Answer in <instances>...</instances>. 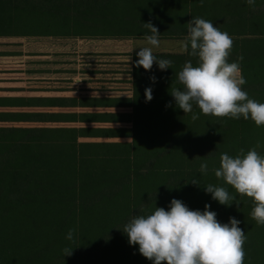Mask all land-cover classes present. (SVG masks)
Instances as JSON below:
<instances>
[{
	"label": "trees",
	"instance_id": "trees-1",
	"mask_svg": "<svg viewBox=\"0 0 264 264\" xmlns=\"http://www.w3.org/2000/svg\"><path fill=\"white\" fill-rule=\"evenodd\" d=\"M192 17L211 20L213 26L230 35L233 44L227 60L232 62L242 57L238 61L246 80L242 90L249 98L264 102V0H256L255 7L244 0H204L203 4L199 0H0V35L147 36L151 35L147 25L150 23L159 32L158 36H181L186 40ZM75 27L95 30L77 32L73 30ZM153 54L157 59L171 61L170 67L160 70L153 62L151 69L145 70L137 65L133 72L134 97L139 94L138 89L144 95L145 88L150 87L149 101L171 103L173 107L141 111L132 106L128 120L132 130L128 134L132 138V156L119 158L123 162L117 164L129 166L131 170L103 172L109 176H127V179H112L116 183L107 186V180L102 179H78L80 182L76 184L74 171H0V264H151L135 244H128L122 229L134 215L150 214L156 206L167 210L171 198L180 199L189 209L203 210L207 204L220 222H227L230 216L240 220L238 226L246 237L244 264H264V225H257L250 216L254 207L252 198L237 194L213 172L219 167L222 153L235 157L240 149L247 152L255 148L264 156V125L258 127L251 119L205 115L195 103L192 112L198 115L192 119L191 112L183 113L175 106L170 92L173 88H183L176 74L185 61L196 65L198 58L188 55L187 51ZM135 58L136 54L134 62ZM36 115L48 118H22ZM75 116L73 111H0V121L74 122ZM144 119L150 123L144 124ZM168 120L169 125H164ZM80 129L85 131L81 136H125L118 131L128 128ZM77 134L73 126L26 130L0 126V136L73 137ZM258 141L260 147H257ZM44 144L50 147L40 148ZM107 144L111 143L103 145ZM86 145L94 143L80 146ZM21 146L17 149L73 151L75 148L73 142ZM75 160L74 156H49L18 157L10 161H24L12 165L45 167L75 166ZM201 161H207L206 173L199 171ZM193 179L199 186L191 182ZM208 184L225 187L235 202L227 206L218 203L210 193L204 192L203 186ZM69 230H72V239L66 238ZM68 249L70 254H65Z\"/></svg>",
	"mask_w": 264,
	"mask_h": 264
},
{
	"label": "clouds",
	"instance_id": "clouds-1",
	"mask_svg": "<svg viewBox=\"0 0 264 264\" xmlns=\"http://www.w3.org/2000/svg\"><path fill=\"white\" fill-rule=\"evenodd\" d=\"M199 2L203 4L204 0ZM244 2L252 7L256 5V0ZM147 25L151 35L145 39L152 47H139L134 63L145 70L151 69L153 62L160 70L169 68L171 61L157 59L153 54L152 48L159 46V32L150 23ZM187 32L181 49L196 56L198 63L193 65L190 60L185 61L176 74L183 88H173L170 92L175 106L183 113L191 112L192 119L198 115L192 112L195 103L205 115L251 119L258 127L264 125V102L249 98L241 88L246 83L238 63L242 57L237 61L227 60L233 44L230 35L213 26L211 20L201 17L191 18ZM144 95L146 101L151 99L150 87L145 88ZM257 147H260L259 141ZM207 170V161H201L200 173ZM213 172L237 194L252 198L254 207L250 216L257 225H264V156L255 148L247 152L240 149L235 157L222 153L219 167ZM191 182L199 186L196 180ZM203 190L225 206L235 202L234 196L223 186L208 184ZM239 224L240 220L231 216L227 222L218 221L215 211L209 210L207 204L203 210L189 209L180 199L171 198L167 210L156 206L150 214L134 215L122 232L128 244H135L137 251L151 264H244L246 237ZM66 238L72 239V230ZM70 250L65 254H70Z\"/></svg>",
	"mask_w": 264,
	"mask_h": 264
},
{
	"label": "rangeland",
	"instance_id": "rangeland-1",
	"mask_svg": "<svg viewBox=\"0 0 264 264\" xmlns=\"http://www.w3.org/2000/svg\"><path fill=\"white\" fill-rule=\"evenodd\" d=\"M73 30L77 32H83V30L94 31L95 28H82L75 27ZM133 39H138L147 47H152L147 44L146 36H129ZM120 39L127 37H103L93 35H70V36H55V35H0V96H13L8 101L9 104H13L11 107L0 108V110H8L12 112H76L74 122H52V121H17V122H0V126L3 127H15V128H40L45 126H75L76 128H128L123 131H118L125 136H113V137H76L56 139V138H29V137H16V138H0V142L4 145L2 147H8V142H51V141H73L75 142H111L110 145H103V143H94V145H86L87 148L104 149L108 148L112 151L101 152H82L76 153V166H20L12 165L21 163L24 161H10L15 156H29V155H42V156H55L64 155L61 157H69V153H56V152H43V153H25L18 152L17 154L1 153L0 152V171H74L76 184H79L78 179L84 181L91 180H107L106 185H110L114 182L112 179H127V176H109L103 172H125L130 171L129 166H118L117 164L123 162L120 161L124 157L132 156L130 149L132 148V138L128 135L131 134V124L128 121L132 114V106H135L141 111L165 110L169 107H173L171 103L154 104L149 100H145V96L141 94L140 89L134 97V54L130 59L129 76L124 81L130 84L119 83L117 80L109 79L106 83L99 82L106 79L98 78L99 83H93V88L96 91L92 95L104 96L97 98H86L81 100V104H125L124 98H121L119 91H125L129 89L132 96L128 104L129 107L109 106V107H90L80 108L76 106L71 97L72 94L80 95L81 92H73V89L77 90L78 84L71 83L73 78L74 68H77L72 64L79 59L86 60L88 58L89 43L103 40V39ZM159 46L153 47L155 52H174L179 49L185 38L181 37H167L158 36ZM113 42V41H111ZM113 46V45H111ZM112 48V47H111ZM116 48V47H114ZM108 55V54H107ZM114 55V54H112ZM77 59V60H76ZM136 59V58H135ZM83 67V66H82ZM99 68V67H98ZM79 70V69H77ZM76 76V75H75ZM103 76V75H99ZM115 75H108L112 77ZM78 78V77H77ZM112 82V83H109ZM112 86V87H109ZM119 89L118 92L110 93L108 91ZM103 91V92H102ZM124 93V92H123ZM91 94V93H89ZM78 97V96H77ZM45 104V105H44ZM47 104H53L55 106H49ZM58 105H70L67 107H60ZM172 105V106H171ZM127 112V113H125ZM87 113H91L88 115ZM27 114V113H25ZM7 118H14L9 116ZM22 118H31L37 120H46L48 117L44 115L36 116H22ZM63 118V117H61ZM147 118V117H146ZM64 119V118H63ZM148 124L150 121H145ZM171 121H165L164 125H169ZM81 133L85 131H80ZM90 144V143H89ZM40 148L50 147L49 144L39 145ZM19 147V146H17ZM22 147V146H21ZM84 146H81L83 148ZM128 149V151H126ZM123 150V151H121ZM82 155V156H81ZM90 155V156H83ZM83 157V158H82ZM87 157H92L87 159ZM56 162V161H54ZM52 162V163H54ZM65 162V161H59ZM67 162V161H66ZM80 172H84L80 175ZM86 172L95 173L94 175H87ZM27 178V177H21ZM35 178V177H31ZM100 185H105L101 183Z\"/></svg>",
	"mask_w": 264,
	"mask_h": 264
},
{
	"label": "crops",
	"instance_id": "crops-1",
	"mask_svg": "<svg viewBox=\"0 0 264 264\" xmlns=\"http://www.w3.org/2000/svg\"><path fill=\"white\" fill-rule=\"evenodd\" d=\"M129 37V36H128ZM120 38V39H111V38H107V39H103V40H98L94 42L89 43L88 47L89 49L92 50H88L89 54L88 58L86 60L84 59H79L77 58L76 62L72 64L74 66H76L77 68H74V72L72 74H74L73 78H71V83H76L78 84V88L73 89V92H81L83 94L80 95H76V94H72V98L74 99L75 103L73 105V108H75L76 106H80V108H90V107H109V106H120V107H129L131 105L128 104L129 99L132 97L130 96L131 91L129 89H126L125 91H119V89L117 88L116 90H112V91H108L110 93L113 92H118L121 93V98H124V100L126 101L125 104H98V105H92V104H81V100L82 99H86V98H97V97H104V96H95L92 95L93 92H99L96 91V88H93V83H99V82H104L106 83L107 81H109V79H113V80H117L119 83H123V84H130L129 82L124 81L125 79H129V78H125L129 76V72H127L130 69V65L131 63L129 62L130 59L133 55L132 54H136V52L139 50V47H146L147 45H144L142 42H139L141 44H138L137 41H140L138 39H133V37L130 38ZM173 38L175 37H181V36H172ZM181 38H185V37H181ZM113 41V42H111ZM184 42V41H183ZM113 45V46H111ZM112 47V48H111ZM116 47V48H114ZM133 47V48H132ZM132 48V49H131ZM131 49V51L129 52V50ZM152 51L155 52L152 48ZM170 52V51H168ZM186 51H182L181 46L179 47V49L177 51H174L172 53H185ZM108 54V55H107ZM114 54V55H112ZM83 66V67H82ZM99 67V68H98ZM79 69V70H77ZM76 75V76H75ZM99 75H103V76H99ZM108 75H115L112 77H108ZM78 77V78H77ZM101 77L102 79H106L104 81H97L98 78ZM78 80V81H77ZM112 83V82H109ZM112 87V86H109ZM103 92V91H102ZM124 92V93H123ZM91 93V94H89ZM78 96V97H77ZM13 96H0V104H4V105H0V108H6V107H11L13 106V104H9L8 101L11 100ZM0 111H8V110H0ZM8 112H12V111H8ZM76 113V112H75ZM127 113V112H125ZM2 122V121H0ZM5 122V121H3ZM9 122H17V121H9ZM3 127V126H1ZM78 134L73 136V137H29V138H56V139H65V138H76L78 137H113V136H81L80 134H82L80 132V128H76L75 126H73ZM5 129L7 127H4ZM8 128H12V127H8ZM15 128V127H13ZM88 128V127H86ZM80 129V130H79ZM16 138V137H28V136H0V138ZM51 142H73L75 144V148L73 151H48V150H38V151H33V150H18L17 146L19 145V147L21 146V144H24L22 147L27 148V144H31V143H47V142H43V141H38V142H8V147H2L0 148V152L1 153H11V154H17L18 152H25V153H43V152H56V153H69V155H65V156H77L76 153H80L82 152H101V151H112L109 149H87V147H83V149H81V144H89V143H111V142H75V140L73 141H51ZM1 143H5V142H0V146L4 145ZM31 147V146H28ZM123 151V150H121ZM55 156H64V155H55ZM82 156V155H81ZM83 156H90V155H83ZM18 157H49V156H42V155H29V156H15V158ZM0 159H5L4 158H0ZM12 159V158H11ZM14 159V158H13ZM16 166V165H15ZM20 166H27V165H20ZM76 166V165H75Z\"/></svg>",
	"mask_w": 264,
	"mask_h": 264
}]
</instances>
